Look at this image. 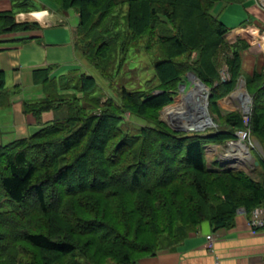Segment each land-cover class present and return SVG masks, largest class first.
<instances>
[{
    "label": "trees",
    "instance_id": "obj_1",
    "mask_svg": "<svg viewBox=\"0 0 264 264\" xmlns=\"http://www.w3.org/2000/svg\"><path fill=\"white\" fill-rule=\"evenodd\" d=\"M49 1L60 13L77 14L75 47L100 81L78 74L68 98L58 90L71 75L52 82L49 69L35 72L47 95L23 102V111L61 117L0 147V264H135L174 248L203 222L229 228L238 209L249 216L264 206L260 157L259 180L211 169L205 159V146L233 140L246 127L238 114L225 118L228 130L204 135L164 132L156 123L137 134L123 128L127 113L146 119L173 102L187 73L219 97L233 87L247 45L224 41L227 28L210 13L216 0ZM23 28L11 12L0 13V34ZM222 46L232 56L229 83L217 81L214 59ZM133 50L152 62L145 90L115 83ZM245 77L249 84L264 80ZM3 86L0 75V92ZM77 90L93 99L91 112L79 105ZM254 92L247 128L264 151V84ZM156 132L164 135L160 141Z\"/></svg>",
    "mask_w": 264,
    "mask_h": 264
},
{
    "label": "crops",
    "instance_id": "obj_2",
    "mask_svg": "<svg viewBox=\"0 0 264 264\" xmlns=\"http://www.w3.org/2000/svg\"><path fill=\"white\" fill-rule=\"evenodd\" d=\"M22 3L27 9L17 7ZM1 12H11L15 23L25 28L0 34V75L4 79L0 92V147L26 139L61 117L58 112L48 111L36 119L23 111V102L42 100L47 95L44 84L34 82L35 72L49 69V80L54 82L86 72L83 66L87 68L75 47L76 13H60L49 0H0ZM39 13L45 15L39 17ZM210 13L227 28L225 36L231 44L238 40L246 43L241 52L245 74L264 73V43L258 35L264 31V9L254 0H216ZM209 147L204 149L207 166L214 161ZM241 157H233L231 162H240ZM253 157L254 172L239 171L259 180L261 170ZM207 236L213 237L210 250ZM135 264H264V227L251 229L248 215L236 212L231 227L213 228L203 222L174 248L143 257Z\"/></svg>",
    "mask_w": 264,
    "mask_h": 264
},
{
    "label": "rangeland",
    "instance_id": "obj_3",
    "mask_svg": "<svg viewBox=\"0 0 264 264\" xmlns=\"http://www.w3.org/2000/svg\"><path fill=\"white\" fill-rule=\"evenodd\" d=\"M53 3V2H52ZM53 5L55 6V4L53 3ZM56 7V6H55ZM67 14V13H66ZM76 35V33H75ZM224 41L227 44H231L229 42V40L227 39V37H224ZM139 53H137L136 50L131 51L130 53V60L129 62L122 68L121 72L115 77V83L118 84V86H125L127 88H129L130 86L132 88H140L142 90L146 89V82H150L151 80H153V76H152V62L150 61V59L146 60V56L144 57L142 54L138 55ZM152 55V54H151ZM149 55V56H151ZM153 55H158L160 56V52H155V54ZM196 59V53H194L193 56H191L190 60H194ZM232 59V56L229 52L228 49L223 48V46L219 49L218 54L215 56L214 59V63L216 65V69L218 71V82H230L233 76V72L231 69V65L229 64V61ZM136 62V65L134 64ZM241 69L239 70V74L236 75L235 78V84H233V87L230 88V90L228 91V93H221V96H217V94H214V90L212 86H207L205 83H203L200 79L197 78L196 75H194L193 73H187L185 74V78L184 80L179 83V85L177 86V90L176 93L177 95L174 97L173 102L162 106L160 109H158L157 111L153 112L152 114L146 116V119L131 115V114H126L125 116V120L123 123V128L124 130H126L127 132H129L130 134H137L140 132V129L143 127H154V123L156 124H160L161 126V130H163L164 132H174V133H180V134H210V133H214L216 131H219L221 129H229L228 126L225 125V118L228 117L231 114H238L242 120H243V125L245 124L244 121V110L246 109V105L248 104L249 106V115L250 112L252 111V107H254V102H255V98L256 95H254L256 92H254L256 90V88L262 86L264 83L263 78L261 79V81H259L258 83H254V84H249V82H246V75L245 74L243 68H242V57H241ZM86 63V67H84V70L86 69V72H90L91 74H93V76L95 77L96 80L100 81V77L98 75V73L92 69L89 64L87 62ZM80 69H82V67L80 66ZM257 74H262L264 75L263 71ZM78 74L75 75H71L69 77H67L66 79L68 80V86H65L64 83L62 84L60 82V92L63 91L64 94H61V96H65V97H71L72 95H70L69 93H73V87H69L72 84H76V86L79 85L78 83ZM189 76V78H188ZM195 77V78H194ZM198 80L194 83V80ZM65 81V80H63ZM217 81L215 83H217ZM201 83L202 86H204L206 88V92L204 94L205 96V113H206V117L209 120V124L205 125L201 128H189L190 126H186V128H182L179 127L176 123L178 122V120L180 122H184L186 123L189 119H190V114L191 111L189 110V113L187 115V117L183 114L181 115H175L174 117L176 118L174 122V120L170 121L168 119V114H166L169 110L174 109L175 111H181V106L183 104H185V108H190V106H192L193 104L191 103V99L188 98V95L190 94V92L193 90L194 86L196 83ZM252 83V82H251ZM130 84V85H129ZM63 85V86H62ZM102 85H104V83H102ZM156 85V81H153V87ZM105 86V85H104ZM129 86V87H128ZM116 87V86H115ZM75 89V88H74ZM58 90V91H59ZM213 90V93H212ZM78 91V90H77ZM114 91V88H113ZM242 92V94H245L248 101L246 102V104L242 103L243 101L239 98H237L238 93ZM111 98H113L114 100L118 101L116 94L117 93H110ZM108 93L106 92V94L104 95H108ZM258 93V91H257ZM78 98L81 99L80 104L83 109H88L87 111L91 112L94 109V103H93V99L91 98H85L82 94V92L76 93ZM213 96L215 97V99H212ZM258 96V95H257ZM212 97V98H211ZM244 104V106H243ZM246 111V110H245ZM182 112V111H181ZM89 114V113H88ZM248 115V116H249ZM189 117V118H188ZM152 121V122H151ZM246 127L244 129H239V130H248L247 128V124H245ZM238 130L235 131V133ZM247 138L246 139H242L240 140V144L243 145V150L242 152H240V146L239 144H237L234 148H232V152H226L224 153V150L229 149L227 143L230 141H236L235 143H238V137H236L235 133V139L233 140H227L225 143L223 144H212L209 145L211 149L210 150V156H213L214 161L213 162H217V165H213V163H211L210 161L209 163V167L211 169H215V168H222V169H234V170H244L247 171L248 173H253V160L254 157L256 158H261L264 161V151L262 149V146L259 144V142L257 141V139H255L253 137V135L250 134V131H247ZM155 135H153V137H155V140L160 141L161 136L162 135L160 132L159 133H154ZM144 136H148V135H144ZM155 143V142H154ZM156 146L160 145L159 142H157V144H155ZM224 146V147H223ZM224 149V150H223ZM228 151V150H227ZM241 153V154H240ZM241 157L240 162H231V158L233 157ZM210 160V159H208ZM57 186V184H56Z\"/></svg>",
    "mask_w": 264,
    "mask_h": 264
},
{
    "label": "bare ground",
    "instance_id": "obj_4",
    "mask_svg": "<svg viewBox=\"0 0 264 264\" xmlns=\"http://www.w3.org/2000/svg\"><path fill=\"white\" fill-rule=\"evenodd\" d=\"M45 14L43 13H39L37 16L41 17L44 16ZM195 78V77H194ZM198 81V80H194V83ZM206 92V88L204 86H202L201 83H196L193 90L190 92V94L188 95V98L191 99V103L193 104L192 106H190V108H185V104H183L181 106V111H175L174 109L169 110L166 114H168V119L171 121L174 120L175 121L176 118L174 117L175 115H181L184 112V115L187 117L189 110L191 111L190 114V119L184 123V122H180L178 120V122L176 123L179 127L182 128H186V126H190L189 128H201L205 125L209 124V120L206 117V113H205V96L204 94ZM237 98H239L238 100H242L244 104H246V102L248 101L247 97L245 94H242V92L238 93ZM243 104V106H244ZM247 111V108L245 109ZM188 117V118H189ZM241 145V144H240ZM245 148V147H244ZM243 145L240 146V152L244 151L243 149ZM241 154V153H240Z\"/></svg>",
    "mask_w": 264,
    "mask_h": 264
},
{
    "label": "built area",
    "instance_id": "obj_5",
    "mask_svg": "<svg viewBox=\"0 0 264 264\" xmlns=\"http://www.w3.org/2000/svg\"><path fill=\"white\" fill-rule=\"evenodd\" d=\"M256 4H258L262 9H264V0H254ZM259 39L264 43V31L258 32ZM247 111L244 110V121L245 124H247L248 121V115H249V106L248 104L246 105ZM248 130H238L235 135L238 137L237 142L236 141H230L227 143L228 148L232 150L237 144L240 145V140L246 139L247 138V132ZM237 213L244 212L243 209H238L236 211ZM248 226L251 229H260L264 227V206H259L254 208L250 215L248 216ZM212 241L213 237L212 236H207V248L210 250L212 247Z\"/></svg>",
    "mask_w": 264,
    "mask_h": 264
}]
</instances>
